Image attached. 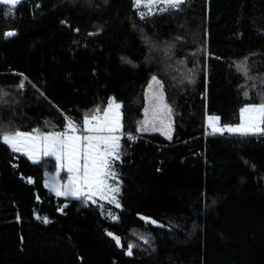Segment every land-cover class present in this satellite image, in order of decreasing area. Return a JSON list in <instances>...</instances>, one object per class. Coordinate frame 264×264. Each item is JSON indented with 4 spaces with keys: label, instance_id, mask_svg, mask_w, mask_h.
<instances>
[{
    "label": "trees",
    "instance_id": "16d2710c",
    "mask_svg": "<svg viewBox=\"0 0 264 264\" xmlns=\"http://www.w3.org/2000/svg\"><path fill=\"white\" fill-rule=\"evenodd\" d=\"M142 12L133 0L0 5V135L47 122L83 129L110 98L123 125L114 222L45 187L53 159L33 163L0 142V264H264V134L207 127L208 116L237 125L242 107L264 101V0ZM153 76L171 139L139 132Z\"/></svg>",
    "mask_w": 264,
    "mask_h": 264
},
{
    "label": "snow or ice",
    "instance_id": "6c2138e0",
    "mask_svg": "<svg viewBox=\"0 0 264 264\" xmlns=\"http://www.w3.org/2000/svg\"><path fill=\"white\" fill-rule=\"evenodd\" d=\"M22 0H0V5L9 6L15 9ZM135 7H143L145 12L141 13V18L152 14V8L156 7L159 12L168 10H179L180 6L186 3V0H133ZM158 5H163L159 7ZM78 31V29H77ZM7 36L15 35L14 32L6 33ZM240 69L247 75L246 63H241ZM152 81L159 85V88L152 92L154 103V115L151 120L145 119L141 122V129L146 130L149 125L154 130L156 121L159 120L161 125L164 121L156 113L167 111L170 115L172 109L166 104H163V86L155 76ZM23 80L18 87L24 88ZM150 88L152 85L149 86ZM0 90V96H6ZM247 96V92H245ZM121 105L115 102L114 98L109 99L108 107L103 110V116L91 115L85 117L82 123L83 131L86 135H78V126L73 123L66 125L65 131H53L40 133L34 129L32 132H23L16 130L14 132L4 133L0 135V142L8 144L13 151L21 152L22 150L35 156L37 153H42L43 156H54L56 161L57 171L66 167L68 181L62 186L53 184L56 195L86 197L92 200L93 197L99 196L100 199L108 200L110 203H115L116 207H120L117 200V194L120 192L118 173L114 168L115 161L121 159V139L123 125L120 114ZM97 113L100 111L96 110ZM148 109H145L147 113ZM220 117L208 116L207 124L211 128L212 134L219 133L221 135L239 134L243 136L264 134V101L258 104H247L240 109V123L237 125L219 124ZM2 132V126H0ZM71 132V135L69 134ZM171 124L164 126V134L171 136ZM96 133H107L99 135ZM116 133H121L117 135ZM129 139L133 137L129 136ZM110 180H115L116 183H109ZM44 223H48V218H43ZM152 224L157 221L151 220ZM108 235L115 240L117 246H122L119 236H115L109 232ZM148 243L147 240L144 241ZM134 245L129 244L127 247V255L133 254Z\"/></svg>",
    "mask_w": 264,
    "mask_h": 264
},
{
    "label": "rangeland",
    "instance_id": "374dc122",
    "mask_svg": "<svg viewBox=\"0 0 264 264\" xmlns=\"http://www.w3.org/2000/svg\"><path fill=\"white\" fill-rule=\"evenodd\" d=\"M158 6L159 7H163V5H158ZM140 8L142 10L146 11V9H144L143 7H140ZM154 10H156V7H153L152 8V11H154ZM7 37H9V36H7ZM160 84H162V83L160 82ZM150 85H152L151 88L149 87ZM149 86L146 89V94H145L146 95V105H145V108H144V111H143V116H142L141 122H143L145 119L151 120L152 117H153V115H154V107L153 106H154L155 101L152 98V92L154 90L158 89L159 88V85H157L155 82L152 81L149 84ZM162 103L163 104H166L169 108H171L169 106V104L167 103V100H166L164 91H163V102ZM145 109H148L147 113L145 112ZM120 114H121V120H122L121 108H120ZM156 114H158L160 116V119H162L164 121V125H161L159 120L156 121V128L157 129H160V130H154L151 127V125H149L146 130H140L141 129V123H140L139 132L141 134H153V133H157V134H160V135L168 138V136L164 134V126L165 125H168L170 123L171 124V129L173 131V116H172V112L169 115L167 113V111L165 110V111H162V112H159V113H156ZM99 116L102 117L103 116V113L102 114H99ZM219 124H220V126H223V124H221L220 121H219ZM207 127H208V124H207ZM208 128L211 131V128L210 127H208ZM65 130H66V126L63 127V128H57L54 124H52L50 122H47L45 128L44 129H41L39 132L40 133H45V132H53V131H65ZM69 134L71 135V132H69ZM77 134L78 135H86L88 133L84 132L83 129H81V128L78 127ZM96 134L106 135L107 133H96ZM116 134L117 135H121V133H116ZM121 141H122V139H121ZM20 153L23 154V155H25V156H27L30 159V161H32L33 163H38V162H40L41 160H43L45 158H51V159L54 160L55 172H53V173L46 172L45 179H44V185H45V187L52 194H54L55 196L60 197V198L83 199V200H86V201H88L90 203L98 204V205H100V211L104 215V217H107L112 222L118 220V210H119L120 207H116V204L115 203H110L108 200L100 199L99 196L93 197L92 200H88L86 197H75V196H64V195L58 196V195H56V191L54 190V187H53L54 182L58 186H62L64 184H66L67 181H68V175H69V173L67 172L66 167L63 168V169H61V170H59V171H57L56 161H55V157L54 156H43L42 153H37L35 156H30V154H28L27 152H25L23 150ZM116 162L117 161H115V163H114V168H115ZM118 180L120 182L119 183L120 192L117 194V200L119 202V197H120V194H121V181H120L119 177H118ZM26 181L28 183H30V184H33V180L30 179V178L26 179ZM109 183L115 184L116 181L115 180H110ZM66 206H67V204H63L62 206H60V212H62L65 209ZM38 218L43 221V218L44 217L38 216ZM121 244H122V241H121Z\"/></svg>",
    "mask_w": 264,
    "mask_h": 264
},
{
    "label": "water",
    "instance_id": "95a60500",
    "mask_svg": "<svg viewBox=\"0 0 264 264\" xmlns=\"http://www.w3.org/2000/svg\"><path fill=\"white\" fill-rule=\"evenodd\" d=\"M26 1H29V0H22L21 3H24V2H26ZM21 3H20V4H21ZM2 6H6V5H2ZM17 6H18V5H17ZM17 6H16V7H17ZM6 7H9V6H6Z\"/></svg>",
    "mask_w": 264,
    "mask_h": 264
},
{
    "label": "built area",
    "instance_id": "2783aa9c",
    "mask_svg": "<svg viewBox=\"0 0 264 264\" xmlns=\"http://www.w3.org/2000/svg\"><path fill=\"white\" fill-rule=\"evenodd\" d=\"M98 115V114H97Z\"/></svg>",
    "mask_w": 264,
    "mask_h": 264
}]
</instances>
